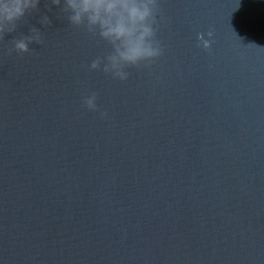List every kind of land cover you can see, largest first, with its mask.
Returning a JSON list of instances; mask_svg holds the SVG:
<instances>
[{
  "label": "water",
  "instance_id": "water-1",
  "mask_svg": "<svg viewBox=\"0 0 264 264\" xmlns=\"http://www.w3.org/2000/svg\"><path fill=\"white\" fill-rule=\"evenodd\" d=\"M158 3L124 81L51 0L0 38V264H264V0Z\"/></svg>",
  "mask_w": 264,
  "mask_h": 264
},
{
  "label": "clouds",
  "instance_id": "clouds-1",
  "mask_svg": "<svg viewBox=\"0 0 264 264\" xmlns=\"http://www.w3.org/2000/svg\"><path fill=\"white\" fill-rule=\"evenodd\" d=\"M61 6V0H51ZM40 0H0V38L14 32L17 22L29 12L37 10ZM239 6V5H238ZM67 14L68 21L74 26H85L92 35H99L111 46L103 57H97L90 64L91 70H101L121 81L129 78L126 70L132 66L150 65L163 54V48L156 39L158 0H64L60 7ZM40 23H51L43 15ZM213 31L198 35L200 46L211 49ZM42 43L40 29L32 27L29 35L13 39L14 50L20 53L30 51L29 44ZM97 95L92 93L83 100L89 110L97 109ZM106 116L107 113H102Z\"/></svg>",
  "mask_w": 264,
  "mask_h": 264
}]
</instances>
